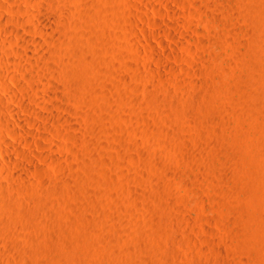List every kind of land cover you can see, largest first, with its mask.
I'll return each mask as SVG.
<instances>
[{"label": "rangeland", "instance_id": "374dc122", "mask_svg": "<svg viewBox=\"0 0 264 264\" xmlns=\"http://www.w3.org/2000/svg\"><path fill=\"white\" fill-rule=\"evenodd\" d=\"M0 37V264H264V0H0Z\"/></svg>", "mask_w": 264, "mask_h": 264}, {"label": "bare ground", "instance_id": "6f19581e", "mask_svg": "<svg viewBox=\"0 0 264 264\" xmlns=\"http://www.w3.org/2000/svg\"><path fill=\"white\" fill-rule=\"evenodd\" d=\"M70 1H71V0H70ZM99 1H100V0H99ZM101 1H102V0H101ZM53 2H54V1H53ZM215 2H216V1H215ZM225 2H226V1H225ZM232 2H233V1H232ZM25 3H26V1H25ZM56 3H57V2H56ZM56 3H55V4H56ZM64 3H65V2H64ZM27 4L30 5V1H28ZM27 4H26V5H27ZM60 4H61V3H60ZM60 4H59V5H60ZM68 4H69V2H68ZM91 4H92V3H91ZM107 4H108V3H107ZM215 4H216V3H215ZM28 5H27V8H30V7H28ZM63 5H64V4H63ZM66 5H67V4H66ZM94 5H95V4H94ZM108 5H109V4H108ZM108 5H107V6H108ZM209 5H210V4H209ZM52 6H53V5H52ZM55 6H56V5H55ZM97 6H99V5L97 4ZM195 6H196V5H195ZM68 7H70V6H68ZM68 7H66V6H65V7H64V6H62V7H58V10H54V8H53V10L50 12V14H49V12H48V14H49V19H50L49 21H53V22H54V25H56L55 27H56L57 30L59 31V33L57 34V38L59 37L58 35L63 34V32H61L60 30H62V31L65 30V25H66L67 22L64 20V21H65V24H64V21H63L61 18H62L63 15L65 14V8H68ZM99 7H100V6H99ZM225 7H226V6H225ZM24 8H25V6H24ZM24 8H23V9H24ZM27 8H25V9H27ZM50 8H51V7H50ZM59 8H60V9H59ZM104 8H105V7H104ZM194 8H195V7H194ZM214 8H216V7H214ZM90 9H91V8H90ZM95 9H96V8H95ZM111 9H112V8H111ZM201 9H202V8H201ZM231 9H232V8H231ZM231 9H230V10H231ZM91 10H92V9H91ZM208 10H209V9H208ZM226 10H227V9H226ZM232 10H234V9H232ZM25 11H26V10H25ZM28 11L30 12L29 9H28ZM49 11H50V10H49ZM68 11H69V10H68ZM107 11H108V9H107ZM198 11H199V8H198ZM29 12H28V13H29ZM90 12H91V11H90ZM103 12H104V11H103ZM216 12H217V11H216ZM233 12H234V11H233ZM26 13H27V12H26ZM28 13H27V14H28ZM30 13H31V12H30ZM207 13H208V11H207ZM210 13H214V12H210ZM210 13H208V14H210ZM33 14H34V13H33ZM33 14H32V15H33ZM30 15H31V14H30ZM42 15H43V14H42ZM42 15H36V16H35V20H34L35 22H34V23H35V24L41 29V33H42V34L52 35L53 33H51V32L54 30V29L52 30V25H53V24L50 26V24H51L52 22L50 23V22L48 21L50 24L47 22V20H48L47 17H48V16L45 17V16H42ZM72 15H73V14H72ZM94 15H95V14H94ZM102 15H103V14H102ZM33 16H34V15H33ZM103 16H104V15H103ZM68 17H69V16H68ZM108 17H109V16H108ZM216 17H217V16H216ZM224 17H225V16H224ZM64 18H65V17H64ZM70 18H72V17H70ZM94 18H95V17H94ZM103 18H104V17H103ZM33 19H34V18H33ZM67 19H69V18H67ZM108 19H109V18H108ZM69 20H70V19H69ZM97 20H98V19H97ZM100 20H101V19H100ZM104 20H105V19H104ZM106 21H107V18H106ZM215 21H216V20H215ZM20 22H21V21H20ZM20 22H19V23H20ZM98 22H99V21H98ZM100 22H101V21H100ZM104 22H105V21H104ZM223 22H224V21H223ZM69 23H70V22H69ZM216 23H217V22H216ZM21 24H22V23H21ZM72 25H73V24H72ZM68 26H69V25H68ZM215 26H216V25H215ZM59 28H60V30H59ZM63 28H64V29H63ZM67 28H68V27H67ZM55 32H56V31H55ZM68 32H69V31H68ZM49 33H50V34H49ZM65 33H66V32H64V35H65ZM17 34H18V33H17ZM55 34H56V33H55ZM55 34H54V36H55ZM69 34H72V32L69 33ZM73 34H74V33H73ZM25 35H26V34H25ZM47 35H46V36H47ZM17 36H18V39H20V43H18V44H19V45H20V44L22 45V47H21V45H20V47L22 48L23 55H25V57H27L28 54L31 52V51L29 52V49L24 45V43L28 40V38H27L26 36H24V35H20V34H18ZM76 36H77V35H76ZM219 36H220V34H219ZM70 37H71V36H70ZM0 38H1V37H0ZM51 38H52V36H51ZM54 38H56V37H54ZM67 38H68V37H67ZM73 38H74V37H73ZM52 39H53V38H52ZM58 39H59V38H58ZM45 40H46V39H45ZM49 40H50V38H49ZM2 41H3V40H2ZM33 41H34V40H33ZM36 41H37V40H36ZM43 41H44V40H43ZM72 41H74V40H72ZM0 42H1V41H0ZM34 42H35V41H34ZM34 42H33V43H34ZM37 42H40V41L38 40ZM41 42H42V41H41ZM48 42H49V41H48ZM56 42H57V40H55V43H56ZM67 42H68V41H67ZM46 43H47V41H46ZM64 43H65V42H64ZM25 44H26V43H25ZM35 44H36V43H35ZM44 44H45V43H44ZM65 44H66V43H65ZM0 45H1V44H0ZM2 45H3V44H2ZM37 45H38V43H37ZM41 45H42V44H41ZM72 45H73V44H72ZM4 46H5V45H4ZM17 46H18V45H17ZM38 46H39V45H38ZM44 46H47V45H44ZM49 46H50V45H49ZM52 46H53V45H52ZM1 47H2V46H1ZM40 47H41V46H40ZM53 47H54V46H53ZM55 47H56V46H55ZM70 47H71V46H70ZM70 47H69V48H70ZM37 48H38V47H37ZM57 49H58V48H57ZM73 49H74V48H73ZM41 50H42V49H41ZM53 50H54V48H53ZM59 50H60V49H59ZM59 50H58V51H59ZM43 51H44V50H43ZM71 51H72V50H71ZM71 51H70V52H71ZM22 52H21V54H22ZM39 52H42V51H39ZM56 52H57V51H56ZM75 52H76V51H75ZM75 52H74V53H75ZM42 53H43V52H42ZM44 53H46V52H44ZM18 54H19V53H18ZM5 55H6V54H5ZM30 55H31V54H30ZM72 55H73V54H72ZM73 56H76V55H73ZM29 57H30V56H29ZM40 57L42 58V56H40ZM69 57H70V56H69ZM3 58H4V57H3ZM27 58H28V57H27ZM30 58H31V57H30ZM38 58H39V57H38ZM43 58H44V56H43ZM0 59H1V58H0ZM25 59H26V58H25ZM35 59H36V58H35ZM1 60H2V59H1ZM28 60H30V59L28 58ZM28 60L26 59V62H27V63H28ZM64 60H65V59H64ZM69 60H70V59H69ZM4 61H5V60H4ZM34 61H37V60H34ZM39 61H40V60H39ZM43 61H44V60H43ZM79 61H80V60H79ZM0 62H1V61H0ZM2 62H3V61H2ZM9 62H10V61H9ZM30 62H31V61H30ZM32 62H33V61H32ZM37 62H38V61H37ZM40 62H41V61H40ZM40 62H38V63H40ZM82 62H83V60H82ZM85 62H86V61H85ZM34 63L36 64V62H34ZM51 63H52V62H51ZM54 63H55V62H54ZM71 63H73V62H71ZM77 63H78V62H77ZM77 63H76V64H77ZM80 63H81V62H80ZM1 64H2V63H1ZM13 64H14V63H13ZM56 64H58V63H56ZM76 64H75V65H76ZM88 64H89V63H88ZM2 65H3V64H2ZM8 65H10V64H8ZM28 65H29V63H28ZM53 65H54V64H53ZM62 65H63V64H62ZM64 65H65V64H64ZM75 65H74V66H75ZM34 66H36V65H34ZM59 66H61V64H60ZM81 66H82V65H81ZM86 66H87V65H86ZM3 67H4V66H3ZM5 67H7V66L5 65ZM10 67H11V66H10ZM14 67H17V66H14ZM29 67H30V66H29ZM31 67H32V66H31ZM36 67H37V66H36ZM43 67H44V66H43ZM53 67H55V66H53ZM53 67H52V68H53ZM63 67H65V66H63ZM18 68H19V67H18ZM41 68H42V65H41ZM46 68H47V67H46ZM61 68H62V67H61ZM8 69H9V68H8ZM47 69H48V68H47ZM50 69H51V67H50ZM75 69H76V68H75ZM77 69H78V68H77ZM77 69H76V70H77ZM6 70H7V69H6ZM24 70H26V69H24ZM35 70H36V69H35ZM42 70H43V68H42ZM78 70H80V69H78ZM37 71H39V70L37 69ZM22 72H23V71H22ZM22 72H21V73H22ZM42 72H43V71H42ZM62 72H63V71H62ZM64 72H65V71H64ZM70 72H71V71H70ZM70 72H69V73H70ZM74 72H75V71H74ZM81 72H83V71H81ZM49 73H50V72H49ZM71 73H73V71H72ZM84 73H85V71L83 72V74H84ZM35 74H36V72H35ZM37 74H38V73H37ZM51 74H52V73H51ZM56 74H57V73H56ZM56 74H54V75H56ZM60 74H61V73H60ZM67 74H68V73H67ZM73 74H75V73H73ZM76 74H79V75H80L81 73L79 72V73H76ZM31 75H32V74H30V76H31ZM61 75H62V74H61ZM65 75H66V74H65ZM79 75H78V76H79ZM25 76H28V74H26ZM30 76L27 77V78H28V81H31V79L29 80ZM33 76H34V75H33ZM33 76H32V77H33ZM41 76H42V75H41ZM44 76H45V75H44ZM58 76H59V75H58ZM58 76H57V77H58ZM71 76H73V75H71ZM76 76H77V75H76ZM86 76H87V75H86ZM0 77H1V76H0ZM38 77H39V76H38ZM51 77H53V76H51ZM54 77H55V76H54ZM54 77H53V78H54ZM84 77H85V76H84ZM33 78H35V77H33ZM76 78H78V77H76ZM23 79L26 80V78H23ZM58 79H59V78H58ZM73 79H74V78H73ZM78 79H79V78H78ZM80 79H81V78H80ZM76 80H77V79H76ZM76 80H75V81H76ZM23 82H24V81H23ZM47 82H48V81H47ZM73 82H74V81H73ZM80 82H81V81H79V83H80ZM74 83H75V82H74ZM24 84H25V83H24ZM32 85H34V84H32ZM63 85H65V84H63ZM67 85H68V84H67ZM83 85H85V83H84ZM27 86H28V85H27ZM29 86H30V85H29ZM70 86H71V85H70ZM64 87H65V86H64ZM27 88H28V87H27ZM36 88L38 89V87H36ZM36 88H34V89H36ZM32 89H33V88L31 87L30 90H32ZM46 90H47V89H46ZM70 90H71V89H69V91H70ZM76 90H77V89H76ZM53 91H54V90H53ZM30 92H31V91H30ZM33 92H34V91H33ZM35 92H37V91H35ZM54 92H55V91H54ZM54 92H53V93H54ZM71 92H72V91H71ZM46 93H47V92H46ZM46 93H44V94H46ZM74 93L77 95L76 92H74ZM37 94H38V93H37ZM48 94H49V93H47L46 96H48ZM67 94H68V92H67ZM33 95H34V94H33ZM53 95H54V94H53ZM53 95H52V93H51V94H49L48 97H49V98H50L51 96L53 97ZM55 95H57V94H55ZM55 95H54V97H55ZM71 95H72V94H71ZM44 96H45V95H44ZM46 96H45V97H46ZM52 97H51V98H52ZM67 97H68V96H67ZM49 98H48V99H49ZM51 98H50V99H51ZM10 99H11V98H10ZM54 99H55V98H54ZM70 99H71V98H70ZM10 110H11V111H10ZM10 110H9L8 112L11 113V115H12L11 117H15L16 119H18V118L20 117V116L18 115V113H16V114H17L19 117H17V115L13 112L12 109H10ZM15 118H14V119H15ZM19 120H20V119H19ZM20 121H21V120H20ZM20 121H19V122H20ZM49 122H50V121H49ZM22 125H23V124H22ZM37 126H38V124H37ZM19 127H21V125H20ZM21 128H22V127H21ZM40 130H41V129H40ZM25 134H26V133H25ZM29 134H31V133H29ZM31 135H35V134H31ZM3 141H5V140H3ZM0 142H2L1 139H0ZM5 143H6V142H5ZM5 143H4V144H5ZM4 144H3V145H4ZM5 145H6V144H5ZM8 150H11V152H13L12 149H11V147H10ZM13 150H14V148H13ZM0 151H1L2 154H3V155L1 154V157H6V156H7V154H5L6 151H4V150H0ZM16 151H18V150H16ZM4 152H5V153H4ZM5 155H6V156H5ZM21 155H22V157H23V154H21ZM20 157H21V156H20ZM2 159H3V158H2ZM7 160H9V159H7ZM3 161L6 162V159L4 158ZM3 161H1V162H3ZM8 162H9V161H8ZM8 162H7V163H8ZM2 164H3V163H1V165H2ZM20 164H21V163H20ZM18 166H19V164H18ZM21 169L23 170L22 167H21ZM18 170H20V169H18ZM24 171H25V170H24ZM11 175H12V174H11ZM13 179H14V178H13ZM1 186H2V185H1ZM1 190H2V188H1ZM1 190H0V192H1ZM3 194H4V193H3ZM240 194H241V193H240ZM1 195H2V194H1ZM3 196H4V195H3ZM1 197H2V196H1ZM234 198H236V197H234ZM239 198H240V197H239ZM3 200H4V199H3ZM3 200H2V201H3ZM0 201H1V200H0ZM237 201H238V200H237ZM3 202H4V201H3ZM3 202H2V204H3ZM5 202H6V201H5ZM2 204H1V206H2ZM40 205H41V204H40ZM43 207H44V206H43ZM36 208H37V207H36ZM240 208H241V207H240ZM36 210H37V209H36ZM36 210H35V211H36ZM38 211H39V210H38ZM238 211H239V210H238ZM6 212H7V211H6ZM24 213H25V212H24ZM24 213H23V214H24ZM32 213H33V212H32ZM38 213H39V212H38ZM242 214H243V213H242ZM14 215H15V214H14ZM28 216H29V215H28ZM16 217H17V215H16ZM21 217H22V216H21ZM44 217H45V216H44ZM26 218H27V217H26ZM26 218H25V220H27ZM240 218H241V217H240ZM1 219H2V218H0V224H1V226H3L4 224H2V223H3V221H4V222L6 221V220H5L6 218H5L3 221H2ZM14 219H15V218H14ZM28 219H29V218H28ZM7 220H8V219H7ZM9 220H10V219H9ZM15 220H16V219H15ZM41 220H42V219H41ZM21 221H22V220H21ZM6 223H7V222H6ZM6 223H5V225H7ZM8 223H9V222H8ZM13 223H14V222H13ZM25 223H26V221H25ZM28 223H29V222H27L26 224H28ZM32 223H33V221H32ZM10 224H11V222H10ZM16 224H17V221H16ZM5 225H4V227H5ZM7 226H8V225H7ZM23 226H24V225H23ZM28 226H30V225L28 224ZM11 227H12V226H11ZM237 227H238V225H237ZM11 230H12V229H11ZM9 231H10V230H9ZM236 231H237V228H236ZM242 231H243V230H242ZM245 231H246V230H245ZM5 232H6V231H5ZM10 232H11V231H10ZM243 232H244V231H243ZM3 233H4V232H3ZM239 233H240V232H239ZM9 234H10V233H9ZM236 234H237V233H236ZM244 234H245V233H244ZM244 236H245V235H244ZM246 236H247V235H246ZM240 237H241V236H240ZM242 237H243V235H242ZM245 239H246V237H245ZM241 240H242V239H241ZM243 244H245V243L243 242ZM243 246H244V245H243ZM241 247H242V246H241ZM42 249H43V248H42ZM37 251H38V250H37ZM36 253H37V252H36ZM30 255H31V254H30ZM27 256H29V255H27ZM32 256H34V255H32ZM32 258H33V257H32ZM35 258H36V257H35ZM26 260H27V259H26ZM26 260H25V261H26ZM31 260H32V259H31ZM6 261H8V259H7ZM29 261H30V260H29ZM36 261H37V260H36ZM11 263H12V262H11ZM28 263H29V262H28ZM28 263H27V264H28ZM41 263H42V261H41ZM29 264H31V263H29ZM42 264H44V263H42Z\"/></svg>", "mask_w": 264, "mask_h": 264}]
</instances>
